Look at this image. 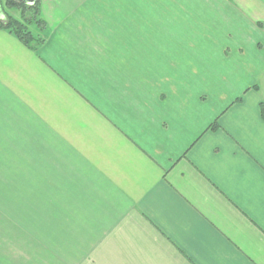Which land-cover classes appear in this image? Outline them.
Returning a JSON list of instances; mask_svg holds the SVG:
<instances>
[{
  "label": "crops",
  "instance_id": "obj_1",
  "mask_svg": "<svg viewBox=\"0 0 264 264\" xmlns=\"http://www.w3.org/2000/svg\"><path fill=\"white\" fill-rule=\"evenodd\" d=\"M17 1L0 264H264V0Z\"/></svg>",
  "mask_w": 264,
  "mask_h": 264
},
{
  "label": "trees",
  "instance_id": "obj_2",
  "mask_svg": "<svg viewBox=\"0 0 264 264\" xmlns=\"http://www.w3.org/2000/svg\"><path fill=\"white\" fill-rule=\"evenodd\" d=\"M20 11V14H18ZM0 29L13 35L20 43L29 49H35L44 40L40 35H34L30 30L31 25H35L39 30L44 29V23L40 20V9L37 2L32 5H25L17 0H5L1 3ZM14 13V14H13ZM17 14L19 18H16ZM264 111L263 107L261 108Z\"/></svg>",
  "mask_w": 264,
  "mask_h": 264
},
{
  "label": "rangeland",
  "instance_id": "obj_3",
  "mask_svg": "<svg viewBox=\"0 0 264 264\" xmlns=\"http://www.w3.org/2000/svg\"><path fill=\"white\" fill-rule=\"evenodd\" d=\"M18 14H20V11H18Z\"/></svg>",
  "mask_w": 264,
  "mask_h": 264
}]
</instances>
